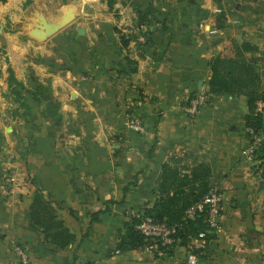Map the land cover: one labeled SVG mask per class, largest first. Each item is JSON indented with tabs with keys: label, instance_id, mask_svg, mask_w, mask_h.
<instances>
[{
	"label": "crops",
	"instance_id": "0c3cea01",
	"mask_svg": "<svg viewBox=\"0 0 264 264\" xmlns=\"http://www.w3.org/2000/svg\"><path fill=\"white\" fill-rule=\"evenodd\" d=\"M27 1L25 14L52 0L0 1V16L13 15L0 23V264H23L16 245L29 264H189L179 243L162 255L146 244L115 247L124 222L158 197L165 162L180 173L209 165L221 194L218 229L195 264H264L256 172L264 155L253 163L242 155L246 98L207 85L208 62L229 42L244 43L264 95V0H78L80 16L45 41L15 26ZM8 67L25 87L23 107L9 93ZM200 94L207 101L185 113ZM138 100L143 132L123 124L124 104ZM262 101L253 113L264 123ZM36 191L75 235L67 247L29 222Z\"/></svg>",
	"mask_w": 264,
	"mask_h": 264
},
{
	"label": "trees",
	"instance_id": "16d2710c",
	"mask_svg": "<svg viewBox=\"0 0 264 264\" xmlns=\"http://www.w3.org/2000/svg\"><path fill=\"white\" fill-rule=\"evenodd\" d=\"M0 1L4 2L5 0ZM215 1L218 2L219 0ZM29 3L30 1L26 2V4ZM142 20L143 17H140V21ZM120 40L124 47L128 46L129 40L125 39L123 35ZM249 50H252V48L244 43L229 42L223 48L222 55L215 56L208 62L211 76L207 81V85L208 92L214 95L245 96L248 108L247 126L260 128L264 125L261 114H254L253 110L258 100H264V95L259 92V74L255 70L252 60H248L246 57V52ZM7 71L9 93L13 95V100L18 103V108L23 107L25 87L13 76L9 67ZM26 92L30 93V91ZM33 96H35V93H33ZM17 110L15 109L14 112L17 113ZM258 153L264 155V144L257 149L256 155ZM259 168L262 169L261 175H264V163H259L256 169ZM211 176V169L205 163H196L185 173H180L176 167L166 162L163 163L157 190L158 197L152 205L144 208V213L138 212L124 222L122 228L118 231V239L115 243L116 249L125 251L146 244L143 235L135 228V225L143 217H152L156 221L167 223L180 222L184 210L189 205L197 202L211 188ZM28 220L33 226L41 229L44 240L55 248L63 249L75 240V235L58 218L56 208L45 199L40 191L35 192L29 205ZM207 230L204 215L186 220L176 233L177 243L184 245L193 254L200 256L206 246L203 249H198L189 243L191 240L198 238L200 232L205 233L203 238L205 243L213 239L214 234Z\"/></svg>",
	"mask_w": 264,
	"mask_h": 264
},
{
	"label": "built area",
	"instance_id": "2783aa9c",
	"mask_svg": "<svg viewBox=\"0 0 264 264\" xmlns=\"http://www.w3.org/2000/svg\"><path fill=\"white\" fill-rule=\"evenodd\" d=\"M207 101V96L204 94L197 95L189 100L184 108L185 113L194 115L198 108ZM141 100L125 103L123 113L124 126L134 132H143L144 127L134 112L133 106L141 105ZM263 108V101L258 100L255 103L254 110L259 112ZM245 133L247 139L242 149V155L250 162H256V151L264 144V125L260 128L246 126ZM258 165V164H257ZM256 172L261 175L262 169H257ZM221 194L216 187H211L197 202L189 205L183 213L182 220L175 223H167L165 221H156L152 217H143L138 224L135 225L136 230L143 235L148 248H154L158 255L163 254V250L174 247L178 239L177 231L182 227L186 220L194 219L200 215H204L205 222L208 227V232H215L218 229V218L221 213ZM204 232L198 234V243L195 248H205L203 240ZM14 253L19 257L23 264H29L26 254L23 249L16 245L13 248ZM187 262L189 264L196 263V255L188 253Z\"/></svg>",
	"mask_w": 264,
	"mask_h": 264
},
{
	"label": "water",
	"instance_id": "95a60500",
	"mask_svg": "<svg viewBox=\"0 0 264 264\" xmlns=\"http://www.w3.org/2000/svg\"><path fill=\"white\" fill-rule=\"evenodd\" d=\"M80 16L78 0H52L42 2L41 8L31 5L25 19L19 23L25 35L36 41H45ZM0 24V31H1ZM83 33V28L77 29Z\"/></svg>",
	"mask_w": 264,
	"mask_h": 264
},
{
	"label": "rangeland",
	"instance_id": "374dc122",
	"mask_svg": "<svg viewBox=\"0 0 264 264\" xmlns=\"http://www.w3.org/2000/svg\"><path fill=\"white\" fill-rule=\"evenodd\" d=\"M27 5L28 4H26V2L21 3V12H20V14L17 15L18 18H20V19L23 18V16L25 15V9H26ZM11 17H13V15H10L8 13L5 14L4 16H0V23L2 25L9 26V24H11ZM15 26H19V24L15 25ZM0 33H1V31H0Z\"/></svg>",
	"mask_w": 264,
	"mask_h": 264
}]
</instances>
